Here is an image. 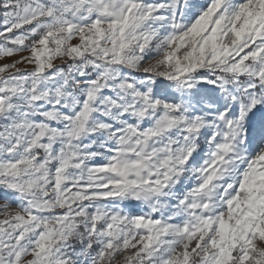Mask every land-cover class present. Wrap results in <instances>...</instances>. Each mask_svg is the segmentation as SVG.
Here are the masks:
<instances>
[{"label": "snow or ice", "instance_id": "1", "mask_svg": "<svg viewBox=\"0 0 264 264\" xmlns=\"http://www.w3.org/2000/svg\"><path fill=\"white\" fill-rule=\"evenodd\" d=\"M0 264H264V0H0Z\"/></svg>", "mask_w": 264, "mask_h": 264}]
</instances>
